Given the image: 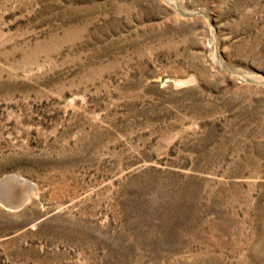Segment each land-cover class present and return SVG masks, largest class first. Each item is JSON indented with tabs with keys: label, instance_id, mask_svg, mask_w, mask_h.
<instances>
[{
	"label": "rangeland",
	"instance_id": "obj_1",
	"mask_svg": "<svg viewBox=\"0 0 264 264\" xmlns=\"http://www.w3.org/2000/svg\"><path fill=\"white\" fill-rule=\"evenodd\" d=\"M8 174L0 264H264V0H0Z\"/></svg>",
	"mask_w": 264,
	"mask_h": 264
},
{
	"label": "water",
	"instance_id": "obj_2",
	"mask_svg": "<svg viewBox=\"0 0 264 264\" xmlns=\"http://www.w3.org/2000/svg\"><path fill=\"white\" fill-rule=\"evenodd\" d=\"M157 79L161 80V77H158ZM13 181L17 182V181H22V180H20L19 176L14 175V174L5 175L0 179V202L4 204V206L15 209V208L21 207L24 204V196L23 197L20 196L19 198H17V200L12 201L7 198L6 196L7 193H5V191L3 190L7 183L13 182ZM24 181L28 189L35 187L33 183L26 181V180Z\"/></svg>",
	"mask_w": 264,
	"mask_h": 264
},
{
	"label": "bare ground",
	"instance_id": "obj_3",
	"mask_svg": "<svg viewBox=\"0 0 264 264\" xmlns=\"http://www.w3.org/2000/svg\"><path fill=\"white\" fill-rule=\"evenodd\" d=\"M22 181L17 182H9L5 185L3 189L5 191L8 199L14 201L17 200L20 196H24V203L30 198L31 193L33 192V188L28 189L26 184L24 183V179L19 177ZM16 183V184H15Z\"/></svg>",
	"mask_w": 264,
	"mask_h": 264
}]
</instances>
